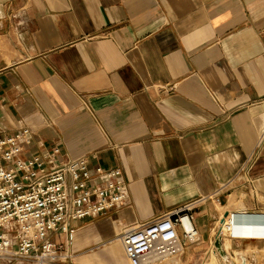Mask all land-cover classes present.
<instances>
[{"label": "crops", "instance_id": "crops-1", "mask_svg": "<svg viewBox=\"0 0 264 264\" xmlns=\"http://www.w3.org/2000/svg\"><path fill=\"white\" fill-rule=\"evenodd\" d=\"M24 125L30 151L123 170L128 204L74 222V261L195 199L182 264L231 212L256 227L230 236L242 264L264 257V0H0V137Z\"/></svg>", "mask_w": 264, "mask_h": 264}, {"label": "built area", "instance_id": "built-area-1", "mask_svg": "<svg viewBox=\"0 0 264 264\" xmlns=\"http://www.w3.org/2000/svg\"><path fill=\"white\" fill-rule=\"evenodd\" d=\"M32 146L26 125L0 137V264H90L74 261V222L128 204L123 170L98 163L90 167L86 155L62 160L57 143L30 151ZM197 201L127 227L107 241H120L129 264H178L180 241L200 240L193 213ZM228 214L217 219L214 240L243 223L234 212Z\"/></svg>", "mask_w": 264, "mask_h": 264}, {"label": "rangeland", "instance_id": "rangeland-1", "mask_svg": "<svg viewBox=\"0 0 264 264\" xmlns=\"http://www.w3.org/2000/svg\"><path fill=\"white\" fill-rule=\"evenodd\" d=\"M229 212H231V211H229ZM90 218L91 217H85L81 221H82V223H86ZM79 222H80V220H79ZM79 222H77L76 224L77 225H80L81 222L80 223ZM233 226L234 227H232L231 230H230L231 231L230 232V235H226V237H227L228 241L230 242V244H229L230 247H232V248H234V250H236V251H234L235 252L234 253L235 254V258L237 260L236 263H239L241 261H243V262L246 263V261L251 260V258L250 257L247 258L245 256V254H247V253L252 254V251H254V248H245V249H242V250L237 249L236 247L232 246L230 236L233 235V234H237L238 231L242 232V229L250 230V229H255L256 227H252V226H239V225H233ZM83 228H84V226L79 227L78 228V231L81 232ZM102 233H103L102 236H100L101 233H99V232L97 233V235L99 234L98 235L99 237H104L105 234H104V231L103 230H102ZM94 238H96V237H94ZM98 239H101V238H98ZM97 244H101V245L99 247H97V248H94L92 254L102 255L104 252L106 253V257L104 259H102V258L99 259L100 261L97 264H112V263H114V264H129L128 261H127V259H126V257H125V255H124V253H123V251H122V247H121L120 241L118 239H113L112 242H109V241H106L105 240L104 243L99 242ZM238 250L243 253V258H240V257L237 256V255H239V254H237L239 252ZM107 251H109V252H107ZM229 252L232 253L231 249H229ZM89 254L88 255L83 254L79 258V260H86V261H89V262H91V261L98 262L97 260L92 259L89 256ZM116 255H118V257L120 258V261L118 263L115 262ZM255 257L257 258V263L264 264V257L263 258H261V257L258 258V255L255 256ZM110 259H111L112 263H111ZM175 259L178 260V264H182V262H181V260L179 258L175 257ZM162 264H166V263H162ZM195 264H216L215 260L212 259V251H208V253L205 255V257L202 258V259H200V260H198L197 262H195Z\"/></svg>", "mask_w": 264, "mask_h": 264}, {"label": "bare ground", "instance_id": "bare-ground-1", "mask_svg": "<svg viewBox=\"0 0 264 264\" xmlns=\"http://www.w3.org/2000/svg\"><path fill=\"white\" fill-rule=\"evenodd\" d=\"M223 243L221 244V249L223 247ZM213 258L215 262H219L218 264H232L231 262L237 261L235 258L234 252L227 251L226 254L222 253L219 249H213ZM240 263V262H239Z\"/></svg>", "mask_w": 264, "mask_h": 264}, {"label": "water", "instance_id": "water-1", "mask_svg": "<svg viewBox=\"0 0 264 264\" xmlns=\"http://www.w3.org/2000/svg\"><path fill=\"white\" fill-rule=\"evenodd\" d=\"M226 214H227V213H225V215H226ZM222 241H223V237H222V236H219V237H217V238L215 239V242H214L215 246H216L217 249H219L220 251H222V249H221Z\"/></svg>", "mask_w": 264, "mask_h": 264}]
</instances>
